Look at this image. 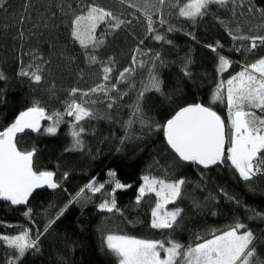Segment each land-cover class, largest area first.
<instances>
[{
	"label": "trees",
	"instance_id": "obj_1",
	"mask_svg": "<svg viewBox=\"0 0 264 264\" xmlns=\"http://www.w3.org/2000/svg\"><path fill=\"white\" fill-rule=\"evenodd\" d=\"M173 2L166 23L155 25L159 34L166 35L171 44L154 40L153 34L147 31L144 16L127 1L6 0L4 8L0 9V73L5 77L0 80V131L10 126L20 112L33 106L34 101H39L48 115L63 113L66 101L80 97V93L73 97L72 89L86 92L98 84L117 83L118 91L111 92L112 96L119 97V90L128 92L123 99L118 98L111 109L107 104L112 101L104 93H90L84 97L85 101L95 103L87 105L93 117L81 122L86 129L82 135V151H66L72 144L70 130L75 122L67 115L54 135L46 131L53 123L47 119L39 132L17 134L20 150H36L35 170L55 172V179L61 185L57 189L45 186L35 190L24 205H12L0 199V235H18L23 229H30L33 236L38 231L43 233L39 250H29L20 264H118L114 255L106 248L102 250V234L174 239L190 245L198 242L197 235L210 238V231L225 229L237 219L253 230L258 239V251L264 255V221L249 220L244 207L264 212V175L245 182L227 160L208 169L181 162L167 145L163 131L155 127L150 130L137 124L131 129V137L125 139L124 123L130 117L129 106L141 89L142 81L147 79V69L139 68L126 84H119L118 76L125 68L132 67L137 49L142 50L141 59L149 66L157 54L160 56V60L155 61V70L163 81L164 94H145L143 108L149 117L156 123H163L180 107L202 103L224 119L226 131L230 127L226 101L212 103V96L221 81L226 82L246 63L264 55V47L257 48L255 54L247 53L243 46L250 41L232 38L264 35V17L259 11L264 9V0H229L226 6L211 5L209 13L195 22L178 15L179 8L187 0ZM68 3L75 12L81 10L78 5L95 3L131 23L118 30L103 25L97 34L103 43L84 49L70 34L71 16L65 14ZM169 26L176 30L168 32ZM217 42L223 47L214 52L208 45ZM218 55L233 61L223 73L217 70ZM90 56H95L97 63H92ZM187 57L192 60L191 78L182 71ZM105 66L113 68L109 81L102 79ZM37 67L42 76L39 83L31 79ZM22 70L29 75H20ZM257 114L261 115L258 110ZM109 170L116 172V179L121 183L131 185L116 190L119 212L101 211L98 205L106 197L86 191L85 196L90 199L69 205L64 215L44 232L47 222L68 203L70 196H75L93 178L107 182ZM149 171L157 177H184L187 181L184 198L168 206L184 210L180 226L175 230L149 226L154 194L136 204L141 178ZM64 173L68 174L67 179L63 178ZM221 189L235 196L241 205L227 200ZM111 190L112 185L107 184L105 191ZM29 208L31 215L26 216ZM12 255L13 250L0 241V264H7ZM164 255L162 252L161 256Z\"/></svg>",
	"mask_w": 264,
	"mask_h": 264
},
{
	"label": "snow or ice",
	"instance_id": "obj_2",
	"mask_svg": "<svg viewBox=\"0 0 264 264\" xmlns=\"http://www.w3.org/2000/svg\"><path fill=\"white\" fill-rule=\"evenodd\" d=\"M145 2L149 6L152 5V0H145ZM5 3L6 0H0V9L4 8ZM158 3L163 5L165 0H158ZM228 4L229 0H187L179 8L178 15L195 22L197 18H202L209 13L211 5L226 6ZM78 7L81 10L75 12L72 4L68 3L65 14L71 16V36L84 49H88L90 46L96 48L103 43L96 35L97 28L101 24L107 23L111 29L118 30L124 24L131 23V21H125L111 10L95 3L78 5ZM251 10L249 9V11ZM259 11L264 17V9ZM145 16L147 31L149 34H153L152 38L171 44L172 41L168 40L166 35L159 34L154 27L153 18L148 14L147 8H145ZM165 23L166 20L161 16L160 24ZM175 30L174 26H169L167 29L168 32ZM229 34L231 35V32ZM19 35L20 38H23V33ZM232 38L233 40L250 41L249 45L243 46L247 53L255 54L257 48L264 47V35H237ZM193 39H195L194 36ZM208 47L215 52L223 45L217 42L215 45H208ZM235 50L240 51V48ZM141 51V49H137V55ZM89 59L92 63H97L95 56H90ZM156 60H160L159 54L155 56L149 66L144 60H138L136 55L132 57L133 65L147 69V79L142 81L141 89L129 106L130 117L124 123L125 139L131 137V129L137 124L150 130L155 127V129L163 131L167 145L181 162L208 169L224 164L227 160L245 182L252 181L257 175H264V55L256 58L254 62L246 63L241 71L232 75L226 82L221 81L212 96V103L226 101L230 124L227 131L224 119L211 107L202 103H192L180 107L163 123H156L152 117H149L143 108L145 94L148 92L164 94L163 81L155 70ZM160 62L163 64L162 60ZM191 63L190 57L185 58L182 68L184 75L189 78L192 75ZM232 64L233 61L228 57L218 55L217 70L219 73L226 71ZM40 71V68L37 67L36 71L31 73V79L36 83L42 80ZM135 71L133 67L125 68L119 73L118 83H129L128 77L135 75ZM112 72V67L105 66L102 79L109 81ZM20 75L28 76L29 72L22 70ZM2 79L5 77L3 73H0V80ZM131 86L134 87V85ZM114 91H118L117 83L110 86L98 84L86 92L72 89L71 95L76 97L77 93H80V97L66 101L63 113L54 112L48 115L45 109L40 106L39 101H34L33 106L20 112L10 126L0 131V199L9 201L12 205H24L28 203L29 197L37 189L45 186L51 189L61 187L55 179V172L35 170L33 158L36 155V150H20L16 142L17 133H22L25 129L39 132L41 120L47 119L53 123L47 127L46 131L48 134L54 135L59 124L63 122L64 115H67L73 117L75 122L71 125L70 130L72 144L66 151H82L84 148L82 135L86 129L81 122L93 117V112L87 105L95 103V101H85L84 97L89 96L90 93H104L112 101L107 104V107L111 109L118 98L123 99L128 95L126 90H119V97L112 96L111 92ZM257 110L261 115L257 114ZM226 144L229 145L227 155ZM67 176L68 174L64 173L63 178L67 179ZM107 176L109 177L107 183L112 185L111 191H105V183L98 182L93 178L75 196H70L68 203L47 222L44 232L46 233L56 220L64 215L69 205L90 199L85 196L86 191L93 194L101 193L106 197L98 205L101 211L111 213L115 210L119 212L120 209L117 208L115 199L116 190L126 189L131 185H126L116 179L114 170H109ZM141 179L142 184L138 188L136 204L139 205L149 194L155 196L151 206L149 226L159 230L178 228L184 210L179 206L172 209H169L168 206L175 205L178 200L184 198L186 179L184 177L161 178L152 175L150 171L144 174ZM220 191L227 200L241 205V201L237 200L235 196L229 195L224 189ZM197 206L199 205L197 204ZM244 207L249 213V220L264 221V212ZM25 215H31L30 208L25 212ZM42 234L38 231L33 236L30 229H23L18 235H0V241L13 250V255L7 264H20L21 259L29 250L38 251ZM209 237L197 235L198 242L184 245L174 239L165 241L141 239L129 235L102 234V250L106 248L114 255L118 264H264V255L258 251L257 236L246 223L239 219L225 229L210 231ZM162 252L165 254L163 257L161 256Z\"/></svg>",
	"mask_w": 264,
	"mask_h": 264
},
{
	"label": "rangeland",
	"instance_id": "obj_3",
	"mask_svg": "<svg viewBox=\"0 0 264 264\" xmlns=\"http://www.w3.org/2000/svg\"><path fill=\"white\" fill-rule=\"evenodd\" d=\"M124 1H127L129 3H131L132 5H135V8L137 9L138 12L141 13L142 16H144V19H145V22H146V25H147V19H146V16H145V8L148 9V14L152 16L153 18V21H154V27L155 25L157 26H162L160 24V19H161V16L163 17V19L166 18V16L169 14L171 8L174 6V2L173 0H165V3L163 5L159 4L158 3V0H152V5L149 6L146 4L145 0H124ZM107 26V23L105 24H101L98 28H97V31H96V35L98 34V30L103 26ZM105 29V28H104ZM107 29V28H106ZM101 37V36H100ZM78 42V41H77ZM143 57L142 54H139L137 55L136 54V57L138 60H142L141 58ZM132 67L135 68V70L137 71L139 69V67H137L136 65H133L132 64ZM136 71H135V74H136ZM225 72V71H224ZM135 75L133 76H130L128 77V81L130 79H132ZM45 120V119H44ZM44 120H41L40 122V127L42 125V122ZM25 131H33L31 129H25ZM24 131V132H25ZM22 132V133H24ZM17 134H21V133H17ZM77 151V150H76ZM109 179V178H108ZM102 183V182H101ZM105 183V186L108 184L107 182H104ZM122 190V189H121ZM163 257V256H162Z\"/></svg>",
	"mask_w": 264,
	"mask_h": 264
},
{
	"label": "water",
	"instance_id": "obj_4",
	"mask_svg": "<svg viewBox=\"0 0 264 264\" xmlns=\"http://www.w3.org/2000/svg\"><path fill=\"white\" fill-rule=\"evenodd\" d=\"M226 146H227V144L225 145V148H226ZM170 148V147H169ZM178 158V157H177ZM184 163H187V162H184ZM201 167H203V166H201Z\"/></svg>",
	"mask_w": 264,
	"mask_h": 264
},
{
	"label": "built area",
	"instance_id": "obj_5",
	"mask_svg": "<svg viewBox=\"0 0 264 264\" xmlns=\"http://www.w3.org/2000/svg\"><path fill=\"white\" fill-rule=\"evenodd\" d=\"M257 176H259V175H257Z\"/></svg>",
	"mask_w": 264,
	"mask_h": 264
}]
</instances>
